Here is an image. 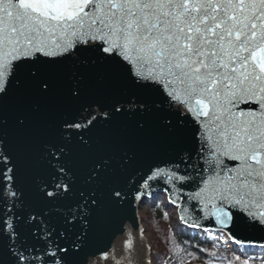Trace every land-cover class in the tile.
I'll list each match as a JSON object with an SVG mask.
<instances>
[{"label":"snow or ice","instance_id":"snow-or-ice-1","mask_svg":"<svg viewBox=\"0 0 264 264\" xmlns=\"http://www.w3.org/2000/svg\"><path fill=\"white\" fill-rule=\"evenodd\" d=\"M158 193L264 264V0H0V264H153Z\"/></svg>","mask_w":264,"mask_h":264},{"label":"trees","instance_id":"trees-1","mask_svg":"<svg viewBox=\"0 0 264 264\" xmlns=\"http://www.w3.org/2000/svg\"><path fill=\"white\" fill-rule=\"evenodd\" d=\"M157 205L159 206L157 207ZM164 211L169 213L168 219L164 218ZM175 212V207L169 205L166 197L162 194L156 195L141 210L142 221L151 239L153 264H163V261L168 258L164 255L166 252L168 255H171L168 251L171 247L169 238L173 233L176 234L178 243H181L188 251L195 252L201 257L200 261L193 260L192 264H202L204 260L210 257L207 253L201 252L200 250L206 248L208 252L215 251L216 249L213 243L203 238V236H200L196 230L180 225L174 226L172 221ZM218 244H220V241H218ZM224 254L232 255V252H225ZM216 264H219L218 260Z\"/></svg>","mask_w":264,"mask_h":264},{"label":"water","instance_id":"water-1","mask_svg":"<svg viewBox=\"0 0 264 264\" xmlns=\"http://www.w3.org/2000/svg\"><path fill=\"white\" fill-rule=\"evenodd\" d=\"M144 203H142L139 208L135 211V214H133L132 212L129 213V219L125 222V227L126 229L127 228H131L134 233L138 234V228L139 227H143V224H142V221H141V218H140V207L143 205ZM209 227H211L212 225L209 224L208 225ZM200 231V230H198ZM145 243H150V240L148 239L147 235H146V231H145ZM152 254V253H151ZM150 254V255H151Z\"/></svg>","mask_w":264,"mask_h":264},{"label":"rangeland","instance_id":"rangeland-1","mask_svg":"<svg viewBox=\"0 0 264 264\" xmlns=\"http://www.w3.org/2000/svg\"><path fill=\"white\" fill-rule=\"evenodd\" d=\"M147 236H148V238L150 239V235H149V233H147Z\"/></svg>","mask_w":264,"mask_h":264}]
</instances>
